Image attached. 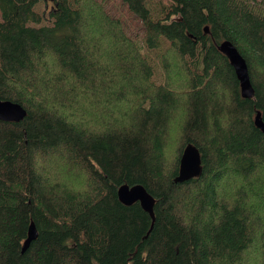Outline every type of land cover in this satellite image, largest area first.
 Returning <instances> with one entry per match:
<instances>
[{"label": "trees", "instance_id": "16d2710c", "mask_svg": "<svg viewBox=\"0 0 264 264\" xmlns=\"http://www.w3.org/2000/svg\"><path fill=\"white\" fill-rule=\"evenodd\" d=\"M120 1L146 53L95 0H0V100L26 111L0 120V264H264V0ZM188 143L201 173L174 182Z\"/></svg>", "mask_w": 264, "mask_h": 264}, {"label": "water", "instance_id": "95a60500", "mask_svg": "<svg viewBox=\"0 0 264 264\" xmlns=\"http://www.w3.org/2000/svg\"><path fill=\"white\" fill-rule=\"evenodd\" d=\"M208 31L207 27L204 28ZM222 52L228 57L234 67L236 76L240 82L241 94L243 97H251L253 90L251 88L248 68L245 60L240 56L236 48L229 42L225 41L221 45ZM12 113V117H11ZM26 115L25 109L18 103L12 101L0 100V120L7 122H19ZM258 121V122H257ZM258 126L264 132V123L260 122L259 115L256 116ZM201 173V156L198 148L188 143L181 154L179 161L178 174L174 178V182H184L193 177H197ZM118 199L124 205H131L134 202H139L142 209L149 213L151 218L154 217L153 205L154 199L141 185L128 186L121 185L118 188ZM37 237V231L33 223L28 227L27 238L23 243L22 250L24 251Z\"/></svg>", "mask_w": 264, "mask_h": 264}, {"label": "rangeland", "instance_id": "374dc122", "mask_svg": "<svg viewBox=\"0 0 264 264\" xmlns=\"http://www.w3.org/2000/svg\"><path fill=\"white\" fill-rule=\"evenodd\" d=\"M101 6L102 14L110 17L114 21L118 22L123 31L125 32L126 36L130 38V40L136 45V47L142 53H146L148 50L145 47L143 38H144V31L141 22L135 18L130 12L127 11V8L121 3L120 0H95ZM160 1L162 4H166L168 0H157ZM147 57L155 66V73L156 75H161V64L160 60L157 57L156 53L148 54ZM160 77V76H159ZM52 158V157H51ZM50 162V158L45 160V163L48 164ZM40 168H43L44 165L40 162ZM62 167H65V164H62ZM65 175H59V182L65 184L68 187L75 188L78 187L79 189H84V182L80 178L77 180L75 177L76 172H72V169L62 170ZM74 180H77L74 183ZM228 182H221L220 183V195L224 197L228 196ZM227 190V191H226ZM227 194V195H226ZM263 257L260 255L258 250H252L249 255L246 257L245 264H261Z\"/></svg>", "mask_w": 264, "mask_h": 264}, {"label": "bare ground", "instance_id": "6f19581e", "mask_svg": "<svg viewBox=\"0 0 264 264\" xmlns=\"http://www.w3.org/2000/svg\"><path fill=\"white\" fill-rule=\"evenodd\" d=\"M11 117H12V113H11Z\"/></svg>", "mask_w": 264, "mask_h": 264}]
</instances>
